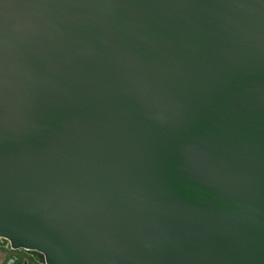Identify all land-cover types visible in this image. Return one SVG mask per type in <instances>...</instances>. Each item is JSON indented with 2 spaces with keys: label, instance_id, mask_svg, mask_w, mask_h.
<instances>
[{
  "label": "water",
  "instance_id": "1",
  "mask_svg": "<svg viewBox=\"0 0 264 264\" xmlns=\"http://www.w3.org/2000/svg\"><path fill=\"white\" fill-rule=\"evenodd\" d=\"M0 238L264 264V0H0Z\"/></svg>",
  "mask_w": 264,
  "mask_h": 264
},
{
  "label": "flooded vegetation",
  "instance_id": "2",
  "mask_svg": "<svg viewBox=\"0 0 264 264\" xmlns=\"http://www.w3.org/2000/svg\"><path fill=\"white\" fill-rule=\"evenodd\" d=\"M0 260L3 264H44L41 253L26 248H14L2 238H0Z\"/></svg>",
  "mask_w": 264,
  "mask_h": 264
},
{
  "label": "rangeland",
  "instance_id": "3",
  "mask_svg": "<svg viewBox=\"0 0 264 264\" xmlns=\"http://www.w3.org/2000/svg\"><path fill=\"white\" fill-rule=\"evenodd\" d=\"M0 264H3V261L0 260Z\"/></svg>",
  "mask_w": 264,
  "mask_h": 264
}]
</instances>
